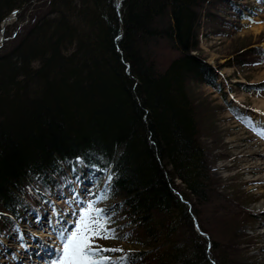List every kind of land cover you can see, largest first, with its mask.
I'll return each instance as SVG.
<instances>
[{
	"label": "trees",
	"instance_id": "16d2710c",
	"mask_svg": "<svg viewBox=\"0 0 264 264\" xmlns=\"http://www.w3.org/2000/svg\"><path fill=\"white\" fill-rule=\"evenodd\" d=\"M36 1L44 0H0V26L15 11L14 24L25 22ZM220 6L244 19L232 0H50L18 39L8 25L0 47V216L21 220L26 200L46 197L83 166L86 175L112 176L106 199L116 202L120 236L152 240L147 259L125 253L134 264H252L244 256L254 240L238 233L250 219L247 197L213 176L204 145L206 137L224 145L217 112L190 89H219L222 68L264 60L260 47L218 69L201 56L205 25ZM239 87L264 92V82ZM12 225L4 221L0 235Z\"/></svg>",
	"mask_w": 264,
	"mask_h": 264
},
{
	"label": "rangeland",
	"instance_id": "374dc122",
	"mask_svg": "<svg viewBox=\"0 0 264 264\" xmlns=\"http://www.w3.org/2000/svg\"><path fill=\"white\" fill-rule=\"evenodd\" d=\"M48 1L32 4L25 22L14 24L15 19L10 22L14 24L9 30L12 39H18L23 34V28L30 26L35 17L46 13ZM232 1L239 4L244 19L240 20L230 9L220 6L215 10L218 18L208 22L202 33L200 54L216 69L242 50L264 49V0ZM37 6L40 8L35 9ZM259 28L260 31L255 33L254 30ZM1 31L2 26L0 34ZM263 82L264 60L261 65L251 68H222L219 89L197 84L190 88L193 94L211 106L213 112H217L218 134L224 145L214 144L210 137L204 138L213 176L222 180L225 190L231 195L240 192L247 197L250 219L240 227L238 233L246 237L245 243L250 237L254 240V244L245 249L244 256L252 264H264V92L247 93L239 84L247 86ZM229 105L238 108L244 118L252 120V124L249 120L250 124H247L233 117ZM220 107L226 111L219 110ZM85 172V168L79 166L77 177L66 180L60 188L47 193L46 197L38 195L26 200L24 205L28 211L21 220L5 217L13 225L10 230H5L4 235H0V264H52L58 259L60 234L71 232L80 211L93 202L96 208L104 209L109 214L108 227L115 230L117 237L96 239L95 243L122 250L104 255L111 256L119 264V258L128 251L148 252L144 259L153 253L151 239L137 237L135 232L124 239V236H120L125 232L123 222H117L121 218L114 214L116 202L106 199V190L111 182L108 177L112 176L102 172L104 174L98 179ZM16 211H20V208H16ZM7 220L0 216V226Z\"/></svg>",
	"mask_w": 264,
	"mask_h": 264
},
{
	"label": "snow or ice",
	"instance_id": "6c2138e0",
	"mask_svg": "<svg viewBox=\"0 0 264 264\" xmlns=\"http://www.w3.org/2000/svg\"><path fill=\"white\" fill-rule=\"evenodd\" d=\"M77 163H82L77 158ZM110 180L111 177L109 176ZM89 203L80 211L71 232L60 234L61 247L57 249L58 259L52 264H117L111 256L104 253L122 251L105 248L95 243L96 239H116L115 230L108 227L109 214L104 209ZM119 264H134L128 256H121Z\"/></svg>",
	"mask_w": 264,
	"mask_h": 264
},
{
	"label": "water",
	"instance_id": "95a60500",
	"mask_svg": "<svg viewBox=\"0 0 264 264\" xmlns=\"http://www.w3.org/2000/svg\"><path fill=\"white\" fill-rule=\"evenodd\" d=\"M18 12H19V11H16V12L13 13L12 16H9V17H7L6 19H4V21L1 23V24H2V25H1V26H2L1 34H3L4 27H6L7 25H9L10 22H11L12 20L15 19L16 15L18 14ZM3 41H4V38L1 37V38H0V47H1V44L3 43Z\"/></svg>",
	"mask_w": 264,
	"mask_h": 264
},
{
	"label": "bare ground",
	"instance_id": "6f19581e",
	"mask_svg": "<svg viewBox=\"0 0 264 264\" xmlns=\"http://www.w3.org/2000/svg\"><path fill=\"white\" fill-rule=\"evenodd\" d=\"M260 29H261V28L254 30L255 33H258V32L260 31ZM263 47H264V45H263ZM251 169H252V168H250V170H251ZM263 237H264V235H263ZM263 251H264V250H263Z\"/></svg>",
	"mask_w": 264,
	"mask_h": 264
}]
</instances>
